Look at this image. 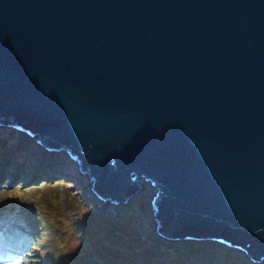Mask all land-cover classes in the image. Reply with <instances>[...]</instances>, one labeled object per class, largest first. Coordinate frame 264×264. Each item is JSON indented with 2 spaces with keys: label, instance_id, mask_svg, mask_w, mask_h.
I'll return each instance as SVG.
<instances>
[{
  "label": "water",
  "instance_id": "1",
  "mask_svg": "<svg viewBox=\"0 0 264 264\" xmlns=\"http://www.w3.org/2000/svg\"><path fill=\"white\" fill-rule=\"evenodd\" d=\"M14 132L37 166L86 175L95 207L144 182L152 235L264 262V0H0Z\"/></svg>",
  "mask_w": 264,
  "mask_h": 264
},
{
  "label": "rangeland",
  "instance_id": "2",
  "mask_svg": "<svg viewBox=\"0 0 264 264\" xmlns=\"http://www.w3.org/2000/svg\"><path fill=\"white\" fill-rule=\"evenodd\" d=\"M40 150L28 135H0V264H107L147 248L154 254L148 257L156 255L159 264H225L231 259L242 264L236 254L224 257L223 249L255 264L244 252L215 242L172 245L152 235L154 190L147 183H140L143 189L127 207H95L94 197H86V175L58 170L53 161L37 166L30 157ZM66 160V166L74 167Z\"/></svg>",
  "mask_w": 264,
  "mask_h": 264
},
{
  "label": "trees",
  "instance_id": "3",
  "mask_svg": "<svg viewBox=\"0 0 264 264\" xmlns=\"http://www.w3.org/2000/svg\"><path fill=\"white\" fill-rule=\"evenodd\" d=\"M44 178H47L46 176H43ZM55 186V185H54ZM100 215V214H99ZM106 217V216H105ZM108 219H114L113 216H108ZM18 221L20 224H24L23 221L20 220H16ZM119 223V222H118ZM119 228L122 230V227L119 226ZM142 239V238H141ZM130 247L131 248H134V246L132 245V243H130ZM138 246V245H137ZM136 246V247H137ZM238 250V249H237ZM236 250V251H237ZM223 251L225 252L224 253V257H226L227 259H229V257L233 254H236V259H239L242 264H249L248 262L244 261V259L242 258V256H240V254H237V252H231L230 250L228 249H223ZM239 251V250H238ZM143 252V253H142ZM140 254L139 253H127L129 254L130 256H124L123 258H119V259H122V260H116V259H108V263L107 264H159L158 262V258L157 256L155 255V258H149L148 255H152L153 253L152 250L150 248H147L146 250L142 251ZM154 255V254H153ZM106 256V255H105ZM109 258V257H108ZM104 262L103 258L101 259ZM127 260V261H126ZM225 264H233L234 263V259H231V262H224ZM180 264V263H179Z\"/></svg>",
  "mask_w": 264,
  "mask_h": 264
},
{
  "label": "bare ground",
  "instance_id": "4",
  "mask_svg": "<svg viewBox=\"0 0 264 264\" xmlns=\"http://www.w3.org/2000/svg\"><path fill=\"white\" fill-rule=\"evenodd\" d=\"M4 138H6V137H4ZM40 151H43V150H40ZM44 153H47V154H48V152H47V151H45V150H44ZM40 165H41V164H40ZM40 165H39V166H40Z\"/></svg>",
  "mask_w": 264,
  "mask_h": 264
}]
</instances>
